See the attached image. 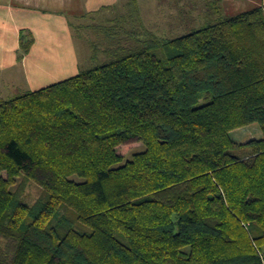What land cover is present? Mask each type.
Listing matches in <instances>:
<instances>
[{"label":"trees","instance_id":"1","mask_svg":"<svg viewBox=\"0 0 264 264\" xmlns=\"http://www.w3.org/2000/svg\"><path fill=\"white\" fill-rule=\"evenodd\" d=\"M204 2L167 37L130 0L94 66L0 100V264H264V6Z\"/></svg>","mask_w":264,"mask_h":264},{"label":"crops","instance_id":"2","mask_svg":"<svg viewBox=\"0 0 264 264\" xmlns=\"http://www.w3.org/2000/svg\"><path fill=\"white\" fill-rule=\"evenodd\" d=\"M119 1H0V87L8 91L11 85H19L14 80L16 77L8 73L11 69H15L19 77L22 76L21 80L27 85V90H36L78 74L82 67L77 54L72 18L88 19V16H92L96 20L97 15L100 19H106L104 13ZM222 6L225 13L236 15L264 6V0H222ZM23 29L31 30L35 41L30 52L19 61L20 32ZM3 98L0 94V100Z\"/></svg>","mask_w":264,"mask_h":264},{"label":"rangeland","instance_id":"3","mask_svg":"<svg viewBox=\"0 0 264 264\" xmlns=\"http://www.w3.org/2000/svg\"><path fill=\"white\" fill-rule=\"evenodd\" d=\"M0 1L2 2L5 0ZM129 1L130 0H120L117 5H113V8L104 13L108 20L111 19V25L106 28L108 33L114 32L113 27L117 28V25L113 24L112 19L126 13V7ZM137 2L143 23L151 30L156 31L159 35L167 37H174L186 33L189 24L190 26H192L191 24L201 25L204 22L205 10L207 9L204 0H137ZM99 16L103 17V15ZM95 17L97 18H95L96 20H93L92 16H88V19L72 18V24L74 26L73 34L82 69H88L96 64V61L92 62L90 59L93 52H95L92 45L94 42H101L105 37V34L100 30L101 28L95 29L90 27L91 24L94 25L99 20H103L98 18L97 15ZM188 20H193V22L186 23ZM117 31L118 29H116V32ZM106 45L108 44H105V46ZM89 59L90 62L87 63ZM8 73H11L13 78L16 77L14 80L18 82L20 86L17 85V87H15L11 85L8 91L0 87V94L2 96L8 98L17 93L27 91V85L21 80L22 76L19 77L16 75L15 69H11ZM262 136V128L257 122L236 128L231 132V137L241 143L251 139H259ZM143 148L144 143L142 141H134L119 146L118 152L123 154L126 159H129L132 157L133 153ZM74 178L80 180V178H76V176H74ZM41 192L42 187L34 180H30L26 185L24 201L33 204L38 199Z\"/></svg>","mask_w":264,"mask_h":264}]
</instances>
